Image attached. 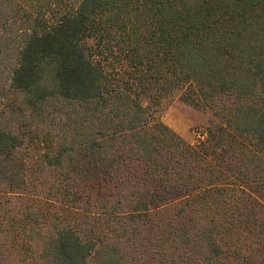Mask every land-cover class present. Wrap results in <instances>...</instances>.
Listing matches in <instances>:
<instances>
[{"label":"trees","instance_id":"16d2710c","mask_svg":"<svg viewBox=\"0 0 264 264\" xmlns=\"http://www.w3.org/2000/svg\"><path fill=\"white\" fill-rule=\"evenodd\" d=\"M114 39L129 42L131 66L158 90L177 85L169 74L193 84L214 116L206 138L186 144L149 122L148 107L94 58ZM124 154L154 172V203L140 197L142 206L119 208L115 235L102 240L56 212L37 224L39 211L29 209L27 243L43 264H128L134 223L151 205L180 216L205 207L170 236L207 264L237 256L224 241L233 218L221 213L249 206L251 177L264 188V0H0V183L20 190L29 170L63 173L73 184L43 188L73 203L84 172L115 170ZM180 157L188 170L174 166Z\"/></svg>","mask_w":264,"mask_h":264},{"label":"rangeland","instance_id":"374dc122","mask_svg":"<svg viewBox=\"0 0 264 264\" xmlns=\"http://www.w3.org/2000/svg\"><path fill=\"white\" fill-rule=\"evenodd\" d=\"M93 41L94 39L90 43ZM129 48L128 41L114 39L94 58L100 61L115 81L127 87L131 96L148 107L150 123L161 121L186 144L196 145L206 138L207 127L211 125L214 116L197 97L193 84L190 81H179L169 74L168 77L177 85L172 90H158L154 83L143 79L138 68L131 66ZM37 145V148L44 150V145ZM206 149L210 150L209 147ZM31 154L33 155L28 154L29 159L38 158L34 156V152ZM122 159L123 163L115 170L88 167L84 176L79 181L76 180L74 191L77 199L73 203L72 200H56L55 194L60 188L73 184V179H67V175L63 173L51 175L48 170H29L25 176L26 185L20 190H12L9 185L0 183V230H3L0 239L4 244L0 256L4 259V264H43L42 259L35 255L36 250H32L30 243H27L29 226L33 221L30 216H26L29 209L39 211V215H36L37 224H44L46 218L56 212L61 219L69 220L83 237L102 240L115 235L112 222L114 215L121 210L119 208L128 213L129 210L142 206L143 203H138L140 197L144 200L151 198L154 203V172L136 161L129 163L125 154ZM209 160L214 161L215 158L210 155ZM133 165L137 166V171H134ZM185 165L186 161L182 157L179 161H174L176 168H183ZM34 166L36 168L37 164ZM183 169L188 170V165ZM226 178L238 181L233 175L227 174ZM44 180L47 186L54 185L58 191L43 188ZM238 183L247 185L242 181ZM259 184L258 181L252 182V177L248 181L246 189L252 195L249 206H236L234 210L221 213L222 216L231 215L233 218V230L225 235L224 241L231 250L238 252L237 256L230 252L227 261H223L224 264H264V188ZM152 206L154 205L150 206L142 219L134 223L138 237L128 264L142 263L150 258H154L156 262L159 257L162 263L159 261L158 264H164L165 261H169V264H207L202 255L194 252L191 254L188 249L183 250L180 243L170 236L179 224L195 225L203 217L205 207L180 216L174 208L157 209Z\"/></svg>","mask_w":264,"mask_h":264}]
</instances>
